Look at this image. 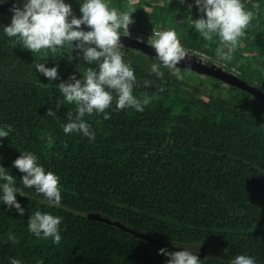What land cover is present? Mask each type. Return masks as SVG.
<instances>
[{
	"label": "trees",
	"instance_id": "obj_1",
	"mask_svg": "<svg viewBox=\"0 0 264 264\" xmlns=\"http://www.w3.org/2000/svg\"><path fill=\"white\" fill-rule=\"evenodd\" d=\"M16 1L5 0L23 6ZM133 1L171 22L160 27L157 19L148 27L129 26L133 33L175 30L186 48L217 59L216 43L199 41L194 27L177 23L176 16L162 8L174 0ZM176 1L183 17L190 11L195 20L203 17L194 0ZM242 2L255 18L240 40L256 46L259 57L264 55V0ZM72 14L82 15L77 9ZM12 16L0 13V129L10 126L9 136L0 138V167L15 178L14 186L21 190L16 200L25 214L0 200V264H10L13 258L21 264H167L169 257L159 250L178 251L138 238L124 228L128 226L170 242L209 243L223 251L224 258L198 257L201 264H230L241 254L264 264L262 100L215 78L207 85H196L192 78L178 80L163 66L158 78L150 71L153 62L159 63L155 57L124 47L125 62L137 77L133 95L150 97V104L143 112L131 107L117 111L114 99L106 110L110 119L95 113L83 118L95 132L94 141L65 134L61 125L68 122L69 112L75 116V105L64 100L57 86L70 82L71 75L82 79L96 64L84 61L75 48L31 53L18 38L3 32ZM177 24L187 31L177 30ZM237 62L236 57L228 61L240 71ZM36 63L58 66L59 79L49 81L36 71ZM49 108L57 117L46 114ZM25 152L34 153L46 172L60 177L61 206L24 187V174L13 161ZM36 211L63 218L60 244L29 232L27 222ZM9 233L16 243L8 240Z\"/></svg>",
	"mask_w": 264,
	"mask_h": 264
},
{
	"label": "clouds",
	"instance_id": "obj_2",
	"mask_svg": "<svg viewBox=\"0 0 264 264\" xmlns=\"http://www.w3.org/2000/svg\"><path fill=\"white\" fill-rule=\"evenodd\" d=\"M194 3L203 13L202 18L192 21L196 32L206 41L218 36L222 46L216 49L217 61H230L255 14L246 9L242 0H194ZM12 12L11 23L3 28V32L8 37L18 38L31 53H40L42 50L55 53L65 47L70 51L75 48L82 53L84 61L96 64V68L86 69L82 79L71 75L70 82H61L57 86L64 100L75 105V116L69 112L68 122L61 125L65 134L77 133L94 141L95 132L83 118L95 113L103 114L104 120L110 119L106 110L112 107L114 99L117 111L131 107L137 112H143L150 104V97L140 100L133 95L137 77L124 59L121 33L129 35V26L134 22L129 12H118L115 8H110L106 0H84L80 7V18L73 16L71 5L64 0H26L22 9L14 6ZM81 25H86L91 30L84 31ZM150 46L154 48L156 60L159 61L150 65L151 73L158 78L162 77L163 66L171 70L178 80H183L184 76L177 65L187 58V50L182 46L175 30L153 31ZM198 55L208 59L202 53ZM34 68L49 81L59 79L58 66L48 68L45 63H36ZM59 107L60 104H57L56 108ZM46 114L57 117L51 108ZM4 129H0V138L9 136L10 126L5 125ZM13 166L24 174L21 181L25 188H34L36 193L43 194L50 205L61 206L60 177L51 171L46 172L34 153H22L13 161ZM0 180L4 181L0 184V200L9 209L14 208L23 216L25 209L16 200V194L21 190L14 186L15 178L0 167ZM62 219L36 211L28 219V230L38 238H51L58 245L62 240ZM8 240L17 242L12 233H9ZM159 254L169 257L167 264H201V260L189 248L174 252L161 248ZM10 264H21V261L13 258ZM38 264H43V261H38ZM230 264L256 262L254 257L241 254L236 255Z\"/></svg>",
	"mask_w": 264,
	"mask_h": 264
},
{
	"label": "rangeland",
	"instance_id": "obj_3",
	"mask_svg": "<svg viewBox=\"0 0 264 264\" xmlns=\"http://www.w3.org/2000/svg\"><path fill=\"white\" fill-rule=\"evenodd\" d=\"M2 2L5 0H1ZM0 1V2H1ZM19 3L24 5L26 3V0H18ZM148 1V0H147ZM15 4L18 2L16 0H13ZM66 4L71 5V9L75 10L77 9L80 12L81 4L84 2V0H64ZM106 2L109 4L110 8H115L118 12H129L131 14V18L134 21L130 26L132 28H136L139 26H145L148 27L150 22H157V19L159 20L160 27H163L164 25H167L168 23H171L167 16H156L150 12L148 13V10L145 9L143 5H139V3H136L133 0H106ZM136 3V4H135ZM162 8H165L166 11H169L171 15L176 16L175 20L177 23H183L186 25V27H194L192 21H195L194 12L190 11L189 15L187 17H183V13L178 10V2L176 0L174 1H167ZM162 17L164 18V24L160 23ZM150 19V20H149ZM167 19V20H166ZM167 23V24H166ZM177 30L187 31L184 26H179L177 24L176 26ZM183 33V32H181ZM200 34H198L199 41H201L202 37ZM144 42H147L150 44V40H143ZM249 43L252 42V37H249L247 39ZM209 46L210 43H216L218 47H221V42L218 36H214L212 40L206 41ZM258 48L256 46L246 45L244 41L240 40L237 48L232 53V59L236 57L238 60L237 65L240 68L241 74L239 75L240 78H243L245 80L252 81L255 84L261 85L264 88V55H261L258 57ZM188 59L197 60V62H202L199 58L187 54ZM231 59V60H232ZM181 71V68H180ZM228 72V71H227ZM182 73V72H181ZM184 78L187 80V78L194 79V83L196 85H199L200 82H204L205 85L214 82V79L202 74H197L195 72L185 70L183 71ZM182 73V74H183ZM200 95L202 97H205V94L203 92H200ZM221 250V249H220ZM221 253L223 251L221 250Z\"/></svg>",
	"mask_w": 264,
	"mask_h": 264
},
{
	"label": "water",
	"instance_id": "obj_4",
	"mask_svg": "<svg viewBox=\"0 0 264 264\" xmlns=\"http://www.w3.org/2000/svg\"><path fill=\"white\" fill-rule=\"evenodd\" d=\"M14 6L20 7L21 9L23 8V6L3 3V4H0V13L9 14V15L13 14L12 8ZM69 19H71V17H69ZM81 29L84 31L91 30L86 25H81ZM121 43L124 47L133 48L137 51L143 52L147 55H150L156 58V53H155L154 48H152L149 43L144 42L143 40L137 37L122 34ZM177 67L186 69L189 71H193L195 73H199L202 75H207L209 77L221 80L225 84L234 85L238 87L239 89L254 95L255 97L259 98L260 100L264 102V91L256 87L255 85L248 83L247 81L243 80L237 75L226 72L217 67H213L212 65H208L202 62H197V60H192L188 58H186L184 61L179 63ZM91 216L96 219H102V220L104 219L107 222L110 221L108 217L102 218L99 214H92ZM118 225L120 224L118 223ZM124 228L128 232L134 234L138 238L160 244L166 248H170V249L178 250V251L184 250V248H189L191 251H193L195 255L201 258H212V259L224 258V255L223 253H221V250L217 248L216 246L209 244V243H197V244L175 243V242H170L169 240H166V239L154 237L150 233L144 232L134 227L128 226L127 228L126 227Z\"/></svg>",
	"mask_w": 264,
	"mask_h": 264
},
{
	"label": "built area",
	"instance_id": "obj_5",
	"mask_svg": "<svg viewBox=\"0 0 264 264\" xmlns=\"http://www.w3.org/2000/svg\"><path fill=\"white\" fill-rule=\"evenodd\" d=\"M3 3L6 4L5 1L0 2V4H3ZM155 30L163 31L160 28H152V29H150V31H147V32L137 31V32L133 33L131 29H128V32H129V35H133L134 37H137L141 40H151V37L153 35V31H155ZM182 46L187 50V54H191V55L199 58L202 62H205V64H207V62H210L213 67H217L221 70L228 71L234 75L240 74V71L238 70V68L235 65H231L230 63L223 62V61L218 62L217 59L211 57L210 55H208L206 53L200 52L198 50H194L192 48H186L183 44H182ZM198 53L204 54L205 56L208 57V59L207 60L203 59L201 55H198Z\"/></svg>",
	"mask_w": 264,
	"mask_h": 264
}]
</instances>
